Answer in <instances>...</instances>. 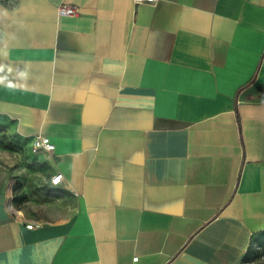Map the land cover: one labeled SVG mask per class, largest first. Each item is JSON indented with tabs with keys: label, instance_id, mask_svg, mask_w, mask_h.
Segmentation results:
<instances>
[{
	"label": "crops",
	"instance_id": "0c3cea01",
	"mask_svg": "<svg viewBox=\"0 0 264 264\" xmlns=\"http://www.w3.org/2000/svg\"><path fill=\"white\" fill-rule=\"evenodd\" d=\"M0 114L75 195L0 191V264H244L264 233V0H0Z\"/></svg>",
	"mask_w": 264,
	"mask_h": 264
},
{
	"label": "rangeland",
	"instance_id": "374dc122",
	"mask_svg": "<svg viewBox=\"0 0 264 264\" xmlns=\"http://www.w3.org/2000/svg\"><path fill=\"white\" fill-rule=\"evenodd\" d=\"M31 142L0 114V191L8 194L11 208L19 215L49 220L66 214L75 195L50 184L47 154L33 151ZM244 264H264V233L252 240Z\"/></svg>",
	"mask_w": 264,
	"mask_h": 264
},
{
	"label": "built area",
	"instance_id": "2783aa9c",
	"mask_svg": "<svg viewBox=\"0 0 264 264\" xmlns=\"http://www.w3.org/2000/svg\"><path fill=\"white\" fill-rule=\"evenodd\" d=\"M136 5H139L141 3H154L156 0H133ZM58 12L59 14H65V15H75L79 12V9L76 5L68 2H62L58 5ZM31 147L33 151L40 152L45 151L46 153H52L55 150V143L51 140V138L43 133H38L34 135ZM63 179V173L57 172L54 175L51 176L50 184L52 186H57L62 182ZM37 224V222L30 221L26 222V225L30 228L34 227ZM135 259L137 257H134Z\"/></svg>",
	"mask_w": 264,
	"mask_h": 264
}]
</instances>
